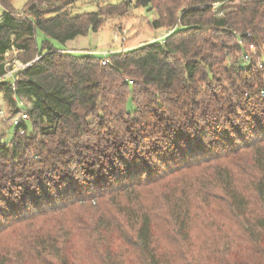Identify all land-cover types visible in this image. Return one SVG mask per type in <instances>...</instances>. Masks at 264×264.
<instances>
[{
    "label": "trees",
    "instance_id": "obj_1",
    "mask_svg": "<svg viewBox=\"0 0 264 264\" xmlns=\"http://www.w3.org/2000/svg\"><path fill=\"white\" fill-rule=\"evenodd\" d=\"M80 1L0 0V94L12 115L31 101L0 130V264H194L216 201L246 245L215 259L264 264V0H127L168 35L105 65L52 44L102 28ZM13 52L31 65L4 78Z\"/></svg>",
    "mask_w": 264,
    "mask_h": 264
},
{
    "label": "rangeland",
    "instance_id": "obj_2",
    "mask_svg": "<svg viewBox=\"0 0 264 264\" xmlns=\"http://www.w3.org/2000/svg\"><path fill=\"white\" fill-rule=\"evenodd\" d=\"M27 2L28 0H12V6L16 11L21 12ZM112 2H120V7L114 8L109 5ZM126 3L127 0H82L78 2L73 7V13H88L101 10L105 14L102 28L96 33L92 32L86 36H80L65 45L55 41H52V44L58 49L76 53H88L90 51L113 53L131 50L155 40H161L167 35V28L156 29L152 24L157 19L156 12L148 8H137L133 4L128 6ZM2 12L3 8L0 6V15ZM43 41V34L38 32L37 47L39 52L42 50ZM37 55V53L33 55L34 61L38 59ZM8 56L10 57H8L6 67L10 70L15 68L20 70L22 65L31 62H25V59L28 58L27 55H21L20 59L17 52H13ZM28 106V101L22 100L19 108L24 111ZM128 109L131 111L135 109V103L132 99L128 103ZM0 110L4 112V115L0 117L2 121L0 124V130L3 133L2 139L6 142H11L14 137L15 127L11 126L9 121V117L12 115L11 104L3 94H0ZM219 202L216 201L209 209L198 212L200 218L193 228L195 242H193V255L191 258L194 264H225L230 260L232 261L234 255L226 256L221 254L220 257L215 259L217 253L223 252L225 249L229 253L239 252L246 245V241L241 235L240 223L230 220L227 206ZM253 211L256 212V210ZM70 217L73 219L74 215ZM212 222L215 226L212 225ZM79 234H83V232ZM228 237H231V240ZM78 242L79 251L85 250L87 246L89 247L83 237H80ZM228 242L230 245H227ZM190 255L191 253L189 252ZM241 260V258L238 259V261Z\"/></svg>",
    "mask_w": 264,
    "mask_h": 264
},
{
    "label": "built area",
    "instance_id": "obj_3",
    "mask_svg": "<svg viewBox=\"0 0 264 264\" xmlns=\"http://www.w3.org/2000/svg\"><path fill=\"white\" fill-rule=\"evenodd\" d=\"M218 4H216V6H217ZM221 14V13H220ZM168 35V34H167ZM166 36V35H165ZM164 36V37H165ZM251 50L252 51H254V46L252 45L251 47ZM89 54H101L102 55V64H106L108 61H107V55H108V52H102V53H99V52H94V51H90V52H88ZM245 59L249 62L250 61V57H249V55H246L245 56ZM31 65V62H29V63H26L25 65H22L21 66V69H24V68H26V67H28V66H30ZM20 69V70H21ZM16 71H18L16 68L15 69H12V70H10V69H8L7 70V72H6V74L4 75V78H12L13 77V75H14V73L16 72ZM12 87H13V89H15V84L13 83L12 84ZM2 115H4V112L2 111V110H0V117L2 116ZM27 119V112L26 111H20L19 113H17V114H13V115H10V117H9V121H10V123H11V125L12 126H15V127H19L20 126V124H21V122H23L24 120H26ZM24 133V131L22 130V129H20V134H23Z\"/></svg>",
    "mask_w": 264,
    "mask_h": 264
},
{
    "label": "crops",
    "instance_id": "obj_4",
    "mask_svg": "<svg viewBox=\"0 0 264 264\" xmlns=\"http://www.w3.org/2000/svg\"><path fill=\"white\" fill-rule=\"evenodd\" d=\"M26 101H28V105L29 106H31L30 104H31V101L30 100H26ZM10 125H11V123H10ZM12 126V125H11Z\"/></svg>",
    "mask_w": 264,
    "mask_h": 264
}]
</instances>
